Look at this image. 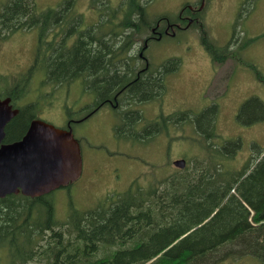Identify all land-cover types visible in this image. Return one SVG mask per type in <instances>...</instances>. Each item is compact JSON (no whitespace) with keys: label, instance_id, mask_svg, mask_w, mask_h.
<instances>
[{"label":"trees","instance_id":"16d2710c","mask_svg":"<svg viewBox=\"0 0 264 264\" xmlns=\"http://www.w3.org/2000/svg\"><path fill=\"white\" fill-rule=\"evenodd\" d=\"M150 1L125 0L124 16L117 19L118 10L108 0H91L98 19L81 28L74 0L44 10L37 9L36 0H2L0 32L37 29L36 51L27 72L41 71L53 84L79 78L95 92L98 103L113 101L114 96L118 101L119 94L146 102L164 94L166 75L181 65L178 57H170L158 66L148 64L138 70V53L142 50L145 56V49L135 52L137 43L151 39L157 22L170 28L173 21L167 14L152 20L146 10ZM254 1L246 0L241 6L248 11ZM187 12L184 9L182 14ZM233 30L225 45L201 30L214 63L228 56L238 58L234 49H242L244 43L233 48ZM243 63L253 69L251 63ZM1 82L0 77V98L9 96L14 104L20 95L17 87L4 89ZM35 108L33 103L19 106L6 124L5 142L24 134L36 116ZM261 108L258 98L249 97L241 103L236 120L256 119ZM115 113V135L141 143L152 140L169 122L192 121L201 145L191 166L158 181L135 180L126 190L84 210L70 206L65 220L56 217L51 193L0 198V256L4 257L0 264H220L227 257L244 256L264 264V149L255 148L241 166L236 165L240 140L217 142L213 105L191 117L161 116L163 124L158 118L145 121L140 109L120 106ZM199 121L211 129H202Z\"/></svg>","mask_w":264,"mask_h":264},{"label":"rangeland","instance_id":"374dc122","mask_svg":"<svg viewBox=\"0 0 264 264\" xmlns=\"http://www.w3.org/2000/svg\"><path fill=\"white\" fill-rule=\"evenodd\" d=\"M62 1L36 0V7L38 10L54 8ZM194 1L152 0L146 10L152 20L164 14L173 17L177 16L184 2ZM240 1L207 0L198 22L177 30L175 36L151 40L145 54L152 66H158L170 57H178L181 62L177 71L166 75L165 92L159 99L139 102L135 97L120 95L115 110L110 105L102 106L88 119L74 124L72 132L79 141L83 167L79 178L52 191L55 215L59 220H65L70 206L82 210L90 208L109 194L126 190L135 180L142 184L174 174L177 169L172 164L174 159L185 158L187 166H191L193 155L199 149L198 145H201V141L195 139L199 136L192 121L169 122L149 142H131L118 138L114 132V125L118 121L114 111L120 106L122 109H140L145 121L158 118L163 124L161 116L171 113L180 116L185 113L183 117H191L213 105L217 109V142L240 139L233 160L236 165L241 166L255 148H264V110L261 108L260 113H254L257 114V120L247 116L250 122H239L235 118L240 104L249 97L258 98L264 106V0L254 1L249 15L243 5L241 13L246 16H240L239 22H235ZM90 2L74 0L73 8L81 14V28L97 21L98 10ZM124 2L109 0L111 6L118 10L117 19L124 16ZM234 28L236 39L243 32L244 41L245 37L252 40L243 49H234L238 58L228 56L222 66H215L204 48L201 30L206 32L207 38H214L219 44L225 45ZM253 36H258L256 42ZM137 44L139 49L143 46L141 41ZM236 44L237 41L232 45L233 48ZM36 46L37 29L4 35L0 32L1 85L4 89L17 87L20 95L14 101L16 107L33 103L36 105L37 118L62 127L66 124L68 111L78 117L81 108L91 103L96 94L87 91L83 80L53 84L44 78L45 74L41 71L27 72ZM137 49L138 46H135V52ZM242 61L251 63L253 69L244 66ZM136 63L142 67L143 61L139 59ZM167 121L173 120L169 118ZM199 124L202 122L199 121ZM208 126L203 123L201 127L211 129ZM3 258L0 256V259ZM225 259L220 264L257 262L252 256Z\"/></svg>","mask_w":264,"mask_h":264},{"label":"water","instance_id":"95a60500","mask_svg":"<svg viewBox=\"0 0 264 264\" xmlns=\"http://www.w3.org/2000/svg\"><path fill=\"white\" fill-rule=\"evenodd\" d=\"M9 101L0 99V197L11 193L37 197L76 180L81 156L72 128L33 119L19 140L4 142L5 126L18 111ZM185 164L183 158L173 161L178 168Z\"/></svg>","mask_w":264,"mask_h":264},{"label":"flooded vegetation","instance_id":"af4514ba","mask_svg":"<svg viewBox=\"0 0 264 264\" xmlns=\"http://www.w3.org/2000/svg\"><path fill=\"white\" fill-rule=\"evenodd\" d=\"M204 1L205 0H195L194 2H189V3L184 2L180 7V11L178 12L177 16L173 19L172 24L170 26V29L171 30H173V29H177V30L185 29V28L189 27L191 24L198 22L199 21V14L201 13L202 7L204 6ZM245 1L246 0H241L240 3L243 4V2H245ZM240 3H239V6H240ZM184 9H187L188 12H187V14L183 15L182 12L184 11ZM178 19L181 20L182 22H176ZM167 25H163V27L161 28V29H163V32L165 34L168 33L167 29L169 28V26L167 27ZM153 32L157 33L159 36H161L163 33L162 30H159V31L152 30V33ZM159 36H157V37H159ZM153 37H154V35H153ZM140 71H141V69H140ZM117 96H120V94ZM103 101H105L104 103H108V105L114 106L115 108L118 105V103H117L118 101H117L116 96L113 97V101H115V103H113V101H111V99H109V98L104 99ZM94 102H95V96H94L93 101L91 103H88L81 108V111H80L81 114L78 117L69 118L66 121V124L67 125L71 124V123L75 124V123H79L81 121L83 122L84 120L88 119L96 109V106H94Z\"/></svg>","mask_w":264,"mask_h":264},{"label":"bare ground","instance_id":"6f19581e","mask_svg":"<svg viewBox=\"0 0 264 264\" xmlns=\"http://www.w3.org/2000/svg\"><path fill=\"white\" fill-rule=\"evenodd\" d=\"M243 181V180H242ZM185 236V235H184ZM183 237V236H182ZM177 242V241H176ZM261 254V253H260Z\"/></svg>","mask_w":264,"mask_h":264}]
</instances>
